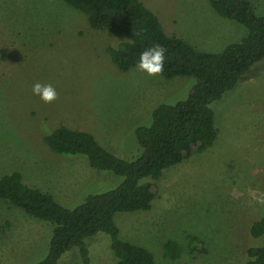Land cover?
I'll list each match as a JSON object with an SVG mask.
<instances>
[{
  "label": "rangeland",
  "instance_id": "1",
  "mask_svg": "<svg viewBox=\"0 0 264 264\" xmlns=\"http://www.w3.org/2000/svg\"><path fill=\"white\" fill-rule=\"evenodd\" d=\"M164 33L201 52H219L245 28L217 16L208 0H138ZM264 16V0H247ZM126 40L93 30L64 0H0V177L18 172L24 184L72 208L88 195L115 188L121 178L92 169L83 156L58 155L43 137L59 126L91 134L122 159L139 151L136 127L148 125L160 104L187 97L194 80L120 72L107 53ZM35 83L58 98L44 103ZM216 139L154 182L147 211L118 214L119 238L148 250L155 264H245L259 242L250 226L264 213V59L211 105ZM0 264H34L46 252L52 225L0 202ZM168 242L181 252L171 260ZM90 264H116L109 237L85 240ZM58 264H82L78 250Z\"/></svg>",
  "mask_w": 264,
  "mask_h": 264
},
{
  "label": "trees",
  "instance_id": "2",
  "mask_svg": "<svg viewBox=\"0 0 264 264\" xmlns=\"http://www.w3.org/2000/svg\"><path fill=\"white\" fill-rule=\"evenodd\" d=\"M64 2L80 12L91 29L126 37L115 48H107L120 72L138 67L139 54L145 49L162 45L166 51L161 76L166 80L188 77L194 83L184 100L158 105L151 112L150 123L135 128L139 151L133 158H119L91 134L65 126L43 137L51 152L83 156L92 169L120 177L115 188L88 195L79 205L66 208L51 195L24 184L21 175L13 172L0 177V202L52 225L45 255L34 264H58L74 248L82 264H90L85 240L98 234L109 237L116 264H155L148 250L119 238L114 217L147 211L155 198L154 182L163 172L213 145L217 134L211 105L264 59V16L257 15L247 0H208L217 16L245 28L239 41L213 53L198 51L182 39L166 35L158 18L138 0ZM249 233L259 243L247 250L245 264H264V213L250 226ZM180 252L174 242L163 246V253L171 260Z\"/></svg>",
  "mask_w": 264,
  "mask_h": 264
},
{
  "label": "clouds",
  "instance_id": "3",
  "mask_svg": "<svg viewBox=\"0 0 264 264\" xmlns=\"http://www.w3.org/2000/svg\"><path fill=\"white\" fill-rule=\"evenodd\" d=\"M165 47L153 45L139 54L138 68L149 76H160L164 72ZM34 95L40 97L44 103H52L58 98L55 88L51 84L35 83L32 87ZM258 204H264V193L255 197Z\"/></svg>",
  "mask_w": 264,
  "mask_h": 264
}]
</instances>
